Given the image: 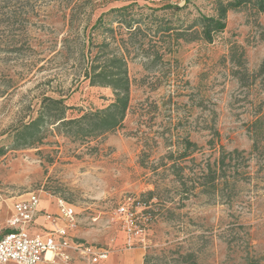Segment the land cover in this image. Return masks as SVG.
<instances>
[{"label":"rangeland","instance_id":"rangeland-1","mask_svg":"<svg viewBox=\"0 0 264 264\" xmlns=\"http://www.w3.org/2000/svg\"><path fill=\"white\" fill-rule=\"evenodd\" d=\"M90 1L72 25L74 3L66 0H0L4 215H9L12 196L35 193L42 200L74 206L79 223L75 235L81 241L110 254L136 248L143 255L141 264L146 257L153 258L149 264H183L179 257L186 254H194L199 264H264L260 158L251 156L245 167L235 160L232 183L216 192L202 193L196 182L200 165L213 162L222 149L244 151L245 156L252 149L247 129L264 102V77L244 87L240 73L246 69L253 74L264 61V13L251 6L231 11L227 28L213 43H188L157 32L186 28L200 15L216 16L218 0H191L177 13L148 8L182 7L186 0H139L147 8L138 14L160 21L134 29L117 23L94 29L103 14L131 0ZM117 19L105 16V21ZM91 42L93 55L97 45L109 43L127 61L131 100L123 127L82 141L47 126L41 144L16 148L19 133L39 117L45 98L64 99L73 108L69 120L111 104L110 88L93 87L85 79L84 56ZM185 138L198 145L187 161H178L194 180L187 187L194 182L197 187L187 194L171 168ZM127 202L137 210L144 231L131 242L119 212ZM53 264L64 263L56 259Z\"/></svg>","mask_w":264,"mask_h":264},{"label":"trees","instance_id":"trees-1","mask_svg":"<svg viewBox=\"0 0 264 264\" xmlns=\"http://www.w3.org/2000/svg\"><path fill=\"white\" fill-rule=\"evenodd\" d=\"M74 3V9L71 11L70 24L74 25L79 22L82 15V8L91 4L90 0H66ZM191 0H186L184 6L179 5H166L162 8H148L154 12L173 10L174 12H182L188 7ZM251 6L259 13H264V0H231L223 1L218 0L216 8V16L208 17L200 15L195 18L192 23L186 28L173 29L166 27L165 29H159L157 33H161L163 36L172 37L177 39H183L185 42L204 41L206 43H213L215 36L222 33L227 28L228 14L231 11H237L244 7ZM147 6H141L139 0H131V3L121 8L111 9L107 14H103L96 22L94 29L99 26H110L118 24L120 26H126L128 29H134L136 26L142 24L152 23L156 25L158 18L150 20L144 15H139L138 12H143ZM111 14L117 15V21H105V16ZM162 22V21H161ZM136 27V28H137ZM139 30L140 29H136ZM157 37V36H155ZM94 43H90V49L88 54L84 56L87 61L85 69V79L89 80L91 86L110 88L113 92V100L111 104L105 109L98 110L83 115L78 119H67V114L73 108L68 107L64 99H51L45 98L43 101V109L39 117L32 121L29 125H26L24 129L19 133L16 141V148H30L35 145H39L45 139L44 128L47 126L53 127L64 135L65 137L73 138L75 140L86 141L88 139L98 138L108 133L115 132L123 127L124 121L127 117L128 110L130 108L131 100V81L129 78L128 64L124 56L111 51L109 43H103L97 45L96 48L99 51L93 55ZM240 66L242 63L240 62ZM246 70V69H245ZM241 72L240 81L244 87L253 85L255 80L264 77V61L258 68V70L249 74L247 70ZM255 120L248 125V135L252 141V149L245 156L246 152L237 151L226 152L224 149L220 152V156L213 162L208 160L204 165H200V171L197 178V184L202 187V193H209L211 191L216 192L221 187H228L232 183V171L234 167L233 162L240 159V167H245L246 161L251 156L259 157L264 167V102L257 106L255 111ZM216 136H220L218 131H214ZM183 151L177 157L178 159L172 165V169L175 171V176L180 183L181 187L185 190V193H190L191 190L197 189L196 184H192V187H187L188 181H194L189 179L185 175L187 166L181 165L178 161L185 162L198 150V145L192 142L189 138H185L182 142ZM5 155V150L0 149V157ZM170 161L174 160V155H170ZM190 162H195V159H190ZM243 163V165H242ZM242 167V169H243ZM239 174L237 169L234 172ZM243 172L240 173V179H242ZM234 179H236L234 177ZM237 180V179H236ZM148 200L152 201L154 192L147 193ZM153 258L146 257L144 264L151 263ZM179 260L183 264H199L194 254L181 255ZM248 264H254L250 262Z\"/></svg>","mask_w":264,"mask_h":264},{"label":"built area","instance_id":"built-area-1","mask_svg":"<svg viewBox=\"0 0 264 264\" xmlns=\"http://www.w3.org/2000/svg\"><path fill=\"white\" fill-rule=\"evenodd\" d=\"M39 206L40 198L35 193L18 195L7 223L9 230L0 239V264H40L49 253L54 255L52 262L58 259L64 264L74 262L73 254L90 264H100L108 260L109 251L71 236V232L78 228V214L74 206L66 201L58 200V215H48L50 220H64L66 226L47 236L33 234L31 228L39 213ZM119 212L123 216L124 231L130 242L135 237H140L144 231L138 226L140 219L137 210L127 202L121 206ZM141 239L139 238L140 243ZM130 247L133 248L132 243Z\"/></svg>","mask_w":264,"mask_h":264},{"label":"crops","instance_id":"crops-1","mask_svg":"<svg viewBox=\"0 0 264 264\" xmlns=\"http://www.w3.org/2000/svg\"><path fill=\"white\" fill-rule=\"evenodd\" d=\"M18 195L12 196L9 200L11 202V205H9V215L6 218L3 212V203L0 202V231L3 230V232L0 235V239L8 232V220L11 218L13 213V206L16 202ZM40 198V206H39V213L36 217V220L34 224L32 225L31 232L33 234H40L42 236H47L49 233L66 226V222L64 220H50L48 219V215L50 216H56L58 215V201L55 202L53 200L44 199L39 196ZM57 218V217H54ZM76 230L71 232V236L74 237L76 240H80L75 235ZM48 255V254H47ZM46 255V259L40 263V264H53L51 259V256ZM73 257V264H87L88 262L82 261L78 259V256L76 254L72 255ZM48 258V260H47ZM143 258V255L137 251V249H130L129 251H126L125 253H113L109 255V258L107 261H104L100 264H141V259ZM14 264V263H9Z\"/></svg>","mask_w":264,"mask_h":264},{"label":"bare ground","instance_id":"bare-ground-1","mask_svg":"<svg viewBox=\"0 0 264 264\" xmlns=\"http://www.w3.org/2000/svg\"><path fill=\"white\" fill-rule=\"evenodd\" d=\"M48 255H50L51 256V259H49L50 261H54V255L53 254H51V253H49ZM47 255V256H48ZM47 260H48V258H47Z\"/></svg>","mask_w":264,"mask_h":264}]
</instances>
